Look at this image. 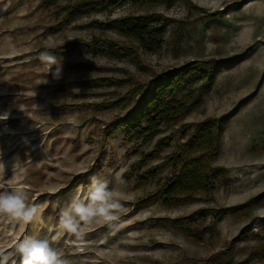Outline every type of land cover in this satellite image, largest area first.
I'll return each instance as SVG.
<instances>
[{
  "label": "rangeland",
  "instance_id": "rangeland-1",
  "mask_svg": "<svg viewBox=\"0 0 264 264\" xmlns=\"http://www.w3.org/2000/svg\"><path fill=\"white\" fill-rule=\"evenodd\" d=\"M91 2L106 4L0 0V114L10 112L0 122V190L24 189L47 206L27 225L0 218V246L43 237L71 264H264V199L249 204L264 194V0L79 7ZM131 17L143 19L140 38L113 26ZM44 51L62 59L61 79ZM188 67L139 133L110 132L145 85ZM214 149L206 190L156 198L180 177L179 156ZM91 177L110 181L123 211L77 239L59 229L58 212Z\"/></svg>",
  "mask_w": 264,
  "mask_h": 264
},
{
  "label": "clouds",
  "instance_id": "clouds-1",
  "mask_svg": "<svg viewBox=\"0 0 264 264\" xmlns=\"http://www.w3.org/2000/svg\"><path fill=\"white\" fill-rule=\"evenodd\" d=\"M40 59L54 80L62 78L61 58L53 52L44 51L40 54ZM9 116V111L3 112L0 114V122L7 121ZM117 180L122 182L119 174ZM109 184L110 181L103 177H91L88 189L78 193L69 204L59 209V229L74 235L77 239H83L86 235L84 229L95 222L113 226L119 219L123 206L114 196ZM46 207V205L30 203L28 193L24 189L5 187L0 190V218L7 217L11 221L27 225L37 220ZM17 259L20 264H71L64 253L53 247L48 239L29 235L18 239L13 251L0 246V264H10V262L16 264Z\"/></svg>",
  "mask_w": 264,
  "mask_h": 264
},
{
  "label": "trees",
  "instance_id": "trees-1",
  "mask_svg": "<svg viewBox=\"0 0 264 264\" xmlns=\"http://www.w3.org/2000/svg\"><path fill=\"white\" fill-rule=\"evenodd\" d=\"M109 1H112L113 3H116L118 5H122L126 0H106V4H103L102 6L99 5L97 2H91V3H83L80 4L79 7H83V5H90V4H96V6H93L89 8V10L93 9H102L107 6V3ZM135 3H151L154 0H131ZM88 9V8H84ZM82 11L80 9H77V12ZM80 13V12H79ZM143 19L140 17H131L124 20H116L113 22V26L116 29H119L120 31H123L127 34L134 35L138 38L140 36L136 32V25L139 24ZM128 22H131L130 24H126ZM91 45L99 46V42L92 43ZM123 51V49H119ZM190 69V67L185 69H178L174 70L172 72L164 73L160 75L158 83L154 84L148 83L143 87V91L140 93L141 97L138 99L136 105L132 110H130L125 116L119 117L115 123H113L112 128L110 130L111 133H117L118 130L124 131L127 134H133L139 133L143 128H145L142 124L145 120L151 121L153 119V110L156 108H160V110H164L165 106L168 105L169 97H164V95L167 93V86L169 85L170 81H181V79L186 75L187 71ZM213 67L208 69V73L212 71ZM207 78V76H203ZM188 151V149L182 148L179 155L185 154ZM209 153V154H208ZM218 155V150L214 149L211 151H206L202 155L192 158L189 161H184L182 159V156H179L177 158V161L181 164V170L179 171L180 177L178 179H175L171 184H169L166 188H162V190L159 191V194L156 196V198L161 197L163 198V202L167 203L170 201L171 196H173L174 192L178 190H185L187 186H190V189L188 190H206L207 185L209 186V178L212 174V171L207 172V168L209 164L212 163L213 160L216 159ZM187 165H190L192 169L190 171H186L185 168H187ZM264 199V194H262L259 198L254 199L253 202H249L251 205L252 203H255L257 200L262 201ZM248 204V205H249ZM247 206H242L239 208V210H245ZM166 223H176V221L169 222L168 220H165ZM166 225V224H164ZM184 224H181L180 226H183Z\"/></svg>",
  "mask_w": 264,
  "mask_h": 264
}]
</instances>
